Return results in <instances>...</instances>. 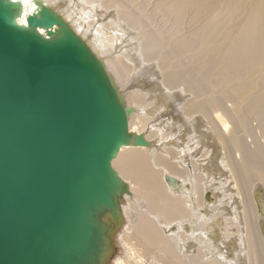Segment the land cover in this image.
Returning <instances> with one entry per match:
<instances>
[{
  "label": "bare ground",
  "instance_id": "6f19581e",
  "mask_svg": "<svg viewBox=\"0 0 264 264\" xmlns=\"http://www.w3.org/2000/svg\"><path fill=\"white\" fill-rule=\"evenodd\" d=\"M14 1L18 23L37 8ZM39 1L104 62L149 142L111 161L128 188L107 264H264V0Z\"/></svg>",
  "mask_w": 264,
  "mask_h": 264
},
{
  "label": "water",
  "instance_id": "95a60500",
  "mask_svg": "<svg viewBox=\"0 0 264 264\" xmlns=\"http://www.w3.org/2000/svg\"><path fill=\"white\" fill-rule=\"evenodd\" d=\"M36 5L18 23L0 0V264H107L128 188L111 161L149 142L104 62Z\"/></svg>",
  "mask_w": 264,
  "mask_h": 264
}]
</instances>
